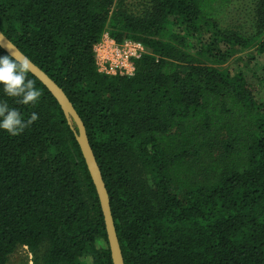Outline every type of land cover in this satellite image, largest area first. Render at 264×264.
<instances>
[{"label":"trees","instance_id":"1","mask_svg":"<svg viewBox=\"0 0 264 264\" xmlns=\"http://www.w3.org/2000/svg\"><path fill=\"white\" fill-rule=\"evenodd\" d=\"M250 1L247 28L229 21L237 0H0V31L85 126L125 264H264V0ZM104 33L144 45L133 76L97 72ZM28 78L35 106L0 93L39 116L0 131V264L20 246L32 264H112L74 134Z\"/></svg>","mask_w":264,"mask_h":264},{"label":"water","instance_id":"2","mask_svg":"<svg viewBox=\"0 0 264 264\" xmlns=\"http://www.w3.org/2000/svg\"><path fill=\"white\" fill-rule=\"evenodd\" d=\"M8 45L14 44L0 31V48L7 55L10 54L7 48ZM15 50L18 57L23 58L25 56L16 46ZM29 73L33 75L48 90V92L60 106L64 117L74 134L75 140L78 144L81 155L84 159L90 178L98 196L112 264H125L116 234L109 195L103 181L101 171L98 167L92 148L90 146L86 134V129L82 120L80 119L70 100L65 95L64 91L33 62H31V71ZM72 123L75 125L76 130L74 129Z\"/></svg>","mask_w":264,"mask_h":264},{"label":"clouds","instance_id":"3","mask_svg":"<svg viewBox=\"0 0 264 264\" xmlns=\"http://www.w3.org/2000/svg\"><path fill=\"white\" fill-rule=\"evenodd\" d=\"M9 55H0V93L12 99L14 104L35 106L41 96L34 80L28 78L31 60L16 55L14 45L7 46ZM39 119L33 112L25 119L18 108L10 106L8 100H0V131L18 136Z\"/></svg>","mask_w":264,"mask_h":264},{"label":"built area","instance_id":"4","mask_svg":"<svg viewBox=\"0 0 264 264\" xmlns=\"http://www.w3.org/2000/svg\"><path fill=\"white\" fill-rule=\"evenodd\" d=\"M94 63L98 73L105 76L131 77L135 62L147 53L143 44L133 40L117 42L107 33L92 47Z\"/></svg>","mask_w":264,"mask_h":264},{"label":"rangeland","instance_id":"5","mask_svg":"<svg viewBox=\"0 0 264 264\" xmlns=\"http://www.w3.org/2000/svg\"><path fill=\"white\" fill-rule=\"evenodd\" d=\"M236 0H234L235 2ZM240 3L232 5V8L230 7L228 16L229 21L234 20L235 23L238 25H246L247 28L249 27L251 14L252 12V4L250 0H237ZM233 2V3H234ZM241 8H245L246 13L250 15H244V12H238ZM258 90V89H256ZM256 97L264 99L263 93L261 91L257 92V94H254ZM7 264H32V255L29 253L28 249L26 247L20 246L16 248V251L9 257Z\"/></svg>","mask_w":264,"mask_h":264}]
</instances>
